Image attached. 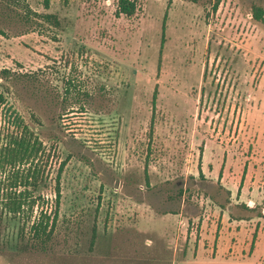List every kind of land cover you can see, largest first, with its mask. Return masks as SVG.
Listing matches in <instances>:
<instances>
[{
	"label": "rangeland",
	"instance_id": "1",
	"mask_svg": "<svg viewBox=\"0 0 264 264\" xmlns=\"http://www.w3.org/2000/svg\"><path fill=\"white\" fill-rule=\"evenodd\" d=\"M134 1L0 0V148L49 155L32 219L66 161L51 241L0 264H264V0Z\"/></svg>",
	"mask_w": 264,
	"mask_h": 264
},
{
	"label": "trees",
	"instance_id": "2",
	"mask_svg": "<svg viewBox=\"0 0 264 264\" xmlns=\"http://www.w3.org/2000/svg\"><path fill=\"white\" fill-rule=\"evenodd\" d=\"M44 2L48 7L49 0ZM135 9L134 0H119L116 14L130 16ZM261 14L262 10L256 8L255 15L260 17ZM43 156V143L33 132L22 131L0 148V167L3 171H6V164L14 168L9 184L3 182L4 186L0 187V226L8 220L19 223L15 236H6L0 229V252L4 251L7 244H11V240L18 241L16 248L18 244H22V249L43 250L53 237L60 202L59 180L66 161L62 160L57 169L53 216L51 217V213L48 214L42 206L39 215L32 219L34 208L39 206L41 197L35 193L46 178L45 167L49 155L47 154L46 158ZM22 165L24 166L20 168Z\"/></svg>",
	"mask_w": 264,
	"mask_h": 264
}]
</instances>
